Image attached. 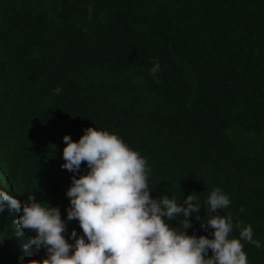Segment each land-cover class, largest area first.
<instances>
[{
  "label": "trees",
  "instance_id": "trees-1",
  "mask_svg": "<svg viewBox=\"0 0 264 264\" xmlns=\"http://www.w3.org/2000/svg\"><path fill=\"white\" fill-rule=\"evenodd\" d=\"M89 127L147 160L153 198L196 196L189 235L212 238L197 216H231L260 245L242 241L248 264H264V0H0V190L66 221L63 137ZM215 188L231 203L210 214ZM18 215L6 202L0 264L45 258Z\"/></svg>",
  "mask_w": 264,
  "mask_h": 264
},
{
  "label": "clouds",
  "instance_id": "clouds-1",
  "mask_svg": "<svg viewBox=\"0 0 264 264\" xmlns=\"http://www.w3.org/2000/svg\"><path fill=\"white\" fill-rule=\"evenodd\" d=\"M159 68L154 62L151 74ZM63 143L61 168L72 173L66 221H78L82 235L73 229L66 237L67 223L58 207L38 202L33 194L21 203L0 190V214L7 202L19 213L18 228L34 233L28 245L45 250V258L25 262L20 257L19 264H248L242 241L260 246L251 225L216 214L231 203L220 188L209 193L204 205L216 215L204 223L196 217L202 229L212 230V238L189 235L190 217L202 208L196 196L188 195L182 204L167 195L153 198L147 160L119 136L89 127L78 142L65 135ZM82 164L86 174H80ZM171 221L179 226L171 227ZM236 228L239 238H230Z\"/></svg>",
  "mask_w": 264,
  "mask_h": 264
}]
</instances>
